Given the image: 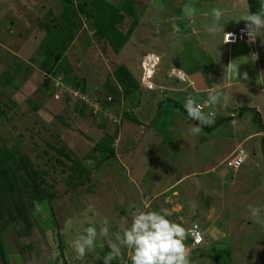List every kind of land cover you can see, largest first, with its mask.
Here are the masks:
<instances>
[{"label":"rangeland","instance_id":"374dc122","mask_svg":"<svg viewBox=\"0 0 264 264\" xmlns=\"http://www.w3.org/2000/svg\"><path fill=\"white\" fill-rule=\"evenodd\" d=\"M213 8L224 13V31L235 30L261 0H0V170L15 172L23 199L20 208L3 193L0 264H104L109 249L99 239L82 261L68 242L89 222L99 231L107 217L115 233L129 213L161 208L187 230L200 226L203 243L185 241L191 264H264V226L248 211L264 208V63L244 57L238 42L227 72L223 32L206 30ZM212 56L218 71L206 68ZM170 67L228 83L225 110L215 108L214 125L198 135L182 105L199 96ZM120 69L131 84L120 83ZM241 106L257 108L261 122ZM240 148L243 165L227 167ZM23 155L54 194L37 201L40 212L29 204L27 174L16 172Z\"/></svg>","mask_w":264,"mask_h":264},{"label":"clouds","instance_id":"9594fccd","mask_svg":"<svg viewBox=\"0 0 264 264\" xmlns=\"http://www.w3.org/2000/svg\"><path fill=\"white\" fill-rule=\"evenodd\" d=\"M182 11L186 17L194 15V9L188 5H185ZM211 15L212 23L206 30L214 35L224 32V41L222 36L223 43L230 42L233 34L226 33L224 27L220 26V21L224 16L223 11L220 8H213ZM240 20L246 22L245 29L242 31L246 33L250 43H255L258 37L264 38V0H261L260 11L244 15L236 21L239 22ZM256 59L257 56L254 54L253 60ZM232 71V65L229 64L227 72L231 73ZM234 71L238 77L239 68ZM243 76L247 79L248 73L245 72ZM190 84L192 85L191 82ZM192 89L194 92L198 91L193 86ZM198 92L202 93L204 91L200 90ZM206 100L209 106H214L219 104L221 100L227 103L229 95L210 90L207 93ZM183 107L189 119L199 121L198 125L195 124L190 129L191 134H200L204 125H214L215 113H205L201 105L192 96L186 98ZM33 203L35 205L34 211L40 212L42 210L40 203L36 201ZM189 205L195 207L193 202H189ZM248 211L249 219L254 224L264 226V208L249 204ZM129 215L131 216V222L129 223L127 217L123 218L115 233L110 230V222L107 217L99 221V231L94 223L89 222L90 226L85 227L82 233L68 242L69 247L75 253L76 259L82 261L87 254L95 253L97 240L99 239L101 241L100 248L103 249L107 245L109 249L102 257L104 264H112L113 261H117L118 264H191L185 243L190 233L180 223H176L169 218L173 215L169 209L161 208L159 211L137 209ZM125 250H127V256H125Z\"/></svg>","mask_w":264,"mask_h":264},{"label":"trees","instance_id":"16d2710c","mask_svg":"<svg viewBox=\"0 0 264 264\" xmlns=\"http://www.w3.org/2000/svg\"><path fill=\"white\" fill-rule=\"evenodd\" d=\"M241 25H239V26H241ZM94 32L98 33L100 37L107 36L106 26L104 28V27H100L98 25H95ZM119 75L121 76L120 83H123V85L125 83L126 84H131V82L128 81V79H130V77H129V74H128L127 70H126V73H124L120 69V74ZM192 91H194V90L192 89ZM182 109H183V113H186L183 105H182ZM243 110H252V111H254V113L256 114L257 118L259 119L258 122L259 123L261 122V119H260L261 117H260V113L258 112V110H256L255 108L247 107V106H241V107L238 108L239 113H241ZM215 117L216 116H214V118ZM222 121H223V119L222 120L219 119V121H216V122L220 123ZM260 127L263 128L262 123L260 124ZM60 152H62V151L60 150ZM111 155L112 154H110L109 156H111ZM19 161H20V163L17 166L18 168L16 169V172L23 170L24 173L27 174V176L29 178L28 181L27 180L25 181V179L23 180V183H24L23 185L27 189V195H28L27 197L30 199V201H29L30 206H34V203H33L34 201H36V202L37 201H43L45 195H47V196L54 195L53 193L48 192L44 187L41 186V183L39 181V179H41V177H39L38 179L36 177L37 176V171H35L33 169H30V170L28 169V168H31L32 165L29 163V160H28L27 156H25V155L20 156L19 157ZM14 180H16L15 172H8L7 170H0V207L3 205V203L5 201V197L3 196V193L4 194H8L9 193L10 195H12V196L17 198V202L19 203L20 208H23V199H22L21 193L15 191V189L12 186V181L14 182ZM16 182H17V180H16ZM23 214H24V211L20 215H23ZM188 242L190 244L189 239H188Z\"/></svg>","mask_w":264,"mask_h":264},{"label":"crops","instance_id":"0c3cea01","mask_svg":"<svg viewBox=\"0 0 264 264\" xmlns=\"http://www.w3.org/2000/svg\"><path fill=\"white\" fill-rule=\"evenodd\" d=\"M227 30H225V32H226ZM224 33V32H223ZM223 35V34H222ZM222 42V44L223 45H225L224 43H223V41H221ZM234 45L235 44H233V45H231V46H227L230 50H229V52L227 51V53H226V61L224 60L223 62H221L222 64H223V66H225L226 65V63L229 65V60H230V58H231V55H230V52H233V47H234ZM246 46H243L244 48L245 47H247V50H246V48H245V52H243V55H244V57L246 56V57H248L249 58V60L252 62V63H255L256 65H258L260 68H262V66L261 65H263V63H264V45H262V44H259L258 42H257V40H256V42H255V46H254V43H250V45H247V44H245ZM254 48H256V49H254ZM242 49V48H241ZM248 49H253V50H256L254 53H255V55L257 56V59L254 61L253 60V56H251V55H249V52H248ZM212 60H213V62H212V64H210V66L209 67H206L207 69H209V70H211V72L213 71V70H215V71H218V69H216L215 68V59L213 58V56H212ZM221 64V65H222ZM155 66H156V64H155ZM218 67V66H217ZM171 68V67H170ZM171 70H172V72L174 73V74H176V73H185L184 71H183V69L182 68H178V67H172L171 69H170V72H171ZM169 72V74L171 75V73ZM217 73L218 72H216V75H217ZM204 79H205V81H206V84L208 85V87H209V89H208V91L206 92V91H204V92H202V93H199V92H194L193 91V93H195V94H197L199 97H198V99H196L197 101H199L200 99H207V93L211 90V91H215V92H219V93H222V90L224 89V88H226L227 87V85H228V83H223V82H221L220 80L218 81L219 83H221V85H218V86H213V85H211L208 81H207V79L204 77ZM260 79H261V83L257 86V88H259V89H263L264 88V75H262L261 77H260ZM179 81H181V82H187L188 83V85H187V88H188V90H191L190 92L192 93V85L190 84V82L186 79V80H179ZM251 87H254V86H251ZM148 88H151V87H149L148 86ZM206 92V93H205ZM230 98V97H229ZM228 103V102H227ZM227 103H224L223 102V100H221V102L219 103V104H217V105H214V106H211L212 107V109L214 110V113L215 112H217V110L215 109V108H217V109H222V110H225V105L227 104ZM216 106V107H215ZM222 106V107H221ZM256 110H257V108H255ZM259 113H260V111H258ZM215 115H217L216 113H215ZM260 117H262L261 116V114H260ZM262 119V118H261ZM262 123V126H263V128H261L260 127V130H261V132H263L264 131V123L263 122H261ZM260 132V133H261ZM264 135V134H263ZM256 154V153H255Z\"/></svg>","mask_w":264,"mask_h":264},{"label":"built area","instance_id":"2783aa9c","mask_svg":"<svg viewBox=\"0 0 264 264\" xmlns=\"http://www.w3.org/2000/svg\"><path fill=\"white\" fill-rule=\"evenodd\" d=\"M243 29H245V23H243L241 26H238L235 30L226 31V33H232L233 35L230 39V42L225 43V44L230 46L231 44L242 42V43H245L247 45H250V42L248 40L246 33L244 31H242ZM224 37H225V34H223V41H224ZM73 94L76 97L79 96L81 99L87 100L86 98H84V96H82L80 93H78L77 90H73ZM206 101L207 100L203 98V99H200L199 101H196V102L201 105V107L204 109L205 113H208V112L214 113V110L212 109L211 106H209L206 103ZM245 157H246L245 151L240 148L237 150L236 154L232 158L228 159L225 162V164L227 167L232 168L234 170L238 169L243 165ZM188 231L190 233L188 235V239L190 241L191 246H198V245H201L203 243V240H204L203 233H202L200 226L197 223L192 224V226L190 228H188Z\"/></svg>","mask_w":264,"mask_h":264},{"label":"water","instance_id":"95a60500","mask_svg":"<svg viewBox=\"0 0 264 264\" xmlns=\"http://www.w3.org/2000/svg\"><path fill=\"white\" fill-rule=\"evenodd\" d=\"M188 79L192 82V86L195 90L208 91L209 87L206 84L204 75L200 71H195L191 74H188Z\"/></svg>","mask_w":264,"mask_h":264},{"label":"bare ground","instance_id":"6f19581e","mask_svg":"<svg viewBox=\"0 0 264 264\" xmlns=\"http://www.w3.org/2000/svg\"><path fill=\"white\" fill-rule=\"evenodd\" d=\"M170 73H171V76H172V77H176L178 80H186V79L189 80L188 78H186V77L183 76L184 73H176V74H174V73L172 72V70H171ZM186 76L188 77V75H186ZM191 83H192V82H191ZM197 92H198V91H197Z\"/></svg>","mask_w":264,"mask_h":264}]
</instances>
